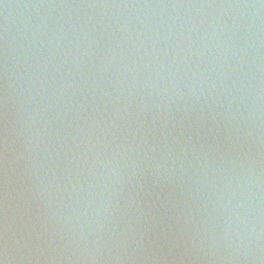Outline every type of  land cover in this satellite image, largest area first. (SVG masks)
<instances>
[{"label":"water","instance_id":"95a60500","mask_svg":"<svg viewBox=\"0 0 264 264\" xmlns=\"http://www.w3.org/2000/svg\"><path fill=\"white\" fill-rule=\"evenodd\" d=\"M0 264H264V0H0Z\"/></svg>","mask_w":264,"mask_h":264}]
</instances>
